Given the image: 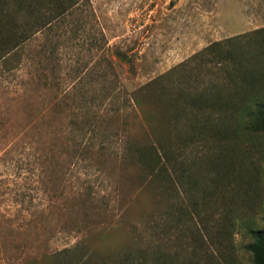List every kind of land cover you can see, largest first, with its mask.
I'll use <instances>...</instances> for the list:
<instances>
[{
  "label": "rangeland",
  "instance_id": "obj_1",
  "mask_svg": "<svg viewBox=\"0 0 264 264\" xmlns=\"http://www.w3.org/2000/svg\"><path fill=\"white\" fill-rule=\"evenodd\" d=\"M7 66L0 264H254L264 0H76ZM158 143L163 175L128 152Z\"/></svg>",
  "mask_w": 264,
  "mask_h": 264
},
{
  "label": "trees",
  "instance_id": "obj_2",
  "mask_svg": "<svg viewBox=\"0 0 264 264\" xmlns=\"http://www.w3.org/2000/svg\"><path fill=\"white\" fill-rule=\"evenodd\" d=\"M76 0H0V68L7 70L11 53L15 52L25 40L29 37L43 33L47 28L53 27L60 17L71 13ZM16 49V50H15ZM165 72L160 75L164 76ZM152 80L142 84L138 90L143 89L151 83ZM137 89V88H136ZM135 89V90H136ZM178 94L182 93V88L177 85ZM132 105L138 108L139 104L136 98L130 97ZM149 119L153 114L149 112ZM253 127L264 131V104H259L252 117ZM133 153L141 162L146 163L148 173L163 175L166 168L160 165L159 159L168 160V149L163 144H153L132 146L128 152ZM263 226L250 230L251 240L245 244V248L250 252L254 264H264V207L262 211ZM74 246H63L53 250L48 254L49 264H87L88 255L80 252L78 255L73 250ZM122 260L133 261L125 255ZM138 264L144 263V258L138 259ZM100 264H105V261Z\"/></svg>",
  "mask_w": 264,
  "mask_h": 264
}]
</instances>
